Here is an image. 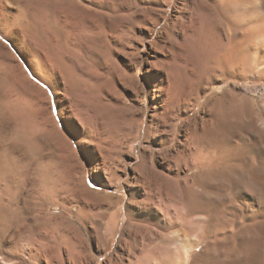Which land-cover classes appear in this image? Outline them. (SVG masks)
<instances>
[{
  "label": "rangeland",
  "instance_id": "obj_1",
  "mask_svg": "<svg viewBox=\"0 0 264 264\" xmlns=\"http://www.w3.org/2000/svg\"><path fill=\"white\" fill-rule=\"evenodd\" d=\"M196 1L0 0V254L264 264V51Z\"/></svg>",
  "mask_w": 264,
  "mask_h": 264
},
{
  "label": "bare ground",
  "instance_id": "obj_2",
  "mask_svg": "<svg viewBox=\"0 0 264 264\" xmlns=\"http://www.w3.org/2000/svg\"><path fill=\"white\" fill-rule=\"evenodd\" d=\"M192 1V0H191ZM196 1V0H195ZM188 2V1H187ZM243 2V0H198L196 1L195 3H198L197 5H199V7H202L204 8L206 11H208V14H210V22L214 25L215 27V31L217 33V35L222 39L223 37L227 38L229 37V34L230 32L233 33L232 35L236 34V35H241L243 38H247V39H251V40H254L256 41V43L260 44V47L259 49H261L262 51H264V22H259V23H254V20L256 19V16H258V14L262 15L264 14V0H261L259 3H257V5L254 7V9L251 8V10L249 12H247L246 10L243 12V9L241 5ZM186 3V2H185ZM256 4V3H255ZM186 6V5H185ZM190 6V5H189ZM190 8V7H189ZM185 9H188L185 8ZM192 13V12H191ZM192 18V17H191ZM229 20V22H231L233 24L232 27H229L227 25V21ZM201 28V27H200ZM233 31V32H232ZM235 36V35H234ZM237 37V36H236ZM220 39V40H221ZM247 52V51H246ZM225 59V58H224ZM216 65V64H215ZM76 101H77V104H75L72 110V116H74L75 118L77 119H81L83 120L84 119V114H83V111L86 109L84 107L83 104H80V100L79 98L77 97H82V95H79V94H76ZM79 95V96H78ZM75 97V96H74ZM83 98V97H82ZM197 99V98H196ZM82 107V108H81ZM71 109V108H70ZM89 111V110H88ZM88 114V113H87ZM80 120V121H81ZM50 122H51V126L55 129V130H58V125L56 124V122L54 121V119L52 117H50ZM2 153H0V159L2 158ZM3 170V169H2ZM83 171V170H82ZM108 171V170H107ZM105 172H106V169H105ZM81 174V173H80ZM85 178V176H83ZM87 178V177H86ZM86 178L83 179L81 181V184L82 186L84 187V189H86L88 192L92 193L94 191H92L89 187V184H87L86 182ZM81 180V179H80ZM107 186V185H105ZM146 187V186H145ZM97 195L101 196L100 195V191H97L95 192ZM103 198H105L106 200L109 199L110 202L109 205L110 206H113L115 203L114 202H117L116 200H114V195H108V196H101ZM117 196H115V199H116ZM86 197L83 199L85 200ZM108 200V201H109ZM113 200V201H112ZM119 201V200H118ZM149 202V199L148 197L144 200V202H139V206L140 203H148ZM87 203V202H86ZM110 203H114V204H110ZM119 203V202H118ZM117 203V204H118ZM133 203V202H132ZM87 204H90V203H87ZM132 205V204H131ZM135 205V204H134ZM133 205V206H134ZM115 206V205H114ZM144 206V205H143ZM118 207V206H117ZM135 207V206H134ZM110 208V207H108ZM129 212V211H128ZM131 216H134V215H137L138 212L136 213H133L131 212ZM111 214V213H110ZM127 214V213H126ZM130 217V216H129ZM129 219V218H128ZM125 217L123 218L122 217V214H121V210L120 208H117V210H115L114 212H112V214L110 215V217L108 218V220L103 224V227L101 229V233H102V243L104 244V249H106V244L105 242L107 241L108 244H109V241L111 240V238L113 237L114 233L117 232L118 230H120L121 228H123V223L125 221ZM131 220V219H130ZM129 220V221H130ZM127 221V220H126ZM134 223V222H133ZM131 225V224H130ZM146 225V224H143V226ZM142 226V227H143ZM133 227V226H132ZM141 227V228H142ZM147 227V226H146ZM145 227V228H146ZM136 228V227H135ZM137 228H140L137 227ZM150 228V227H149ZM20 229V228H19ZM143 229V228H142ZM18 230V229H17ZM16 230V232H17ZM134 230V229H133ZM148 230V229H147ZM128 231H130L128 229ZM135 232L138 233V230H134ZM14 232V234L11 235V239H8V238H5L3 240V244L5 246V248H2V250L4 251H8L7 253L12 256L11 258H8L7 256H5L4 254H0V263L2 264H25V259L24 257L26 256L25 253L23 255V253L18 250L19 248L18 247H13L12 246L14 244H17L15 240V237H17L20 233H16ZM132 232V231H131ZM130 232V234H132ZM150 232V231H149ZM126 233V232H125ZM134 233V232H133ZM136 233V236H138ZM142 233V232H141ZM141 233L139 232V237L141 235ZM146 233V232H144ZM22 234V233H21ZM129 234V233H128ZM129 234V235H130ZM132 236V235H131ZM130 236V237H131ZM143 236V234L141 235ZM148 236L150 237V235L148 234ZM122 237V236H121ZM127 237V236H126ZM125 237V239H126ZM133 237V236H132ZM131 237V238H132ZM138 237V238H139ZM130 238V239H131ZM147 235H146V239H147ZM124 239V240H125ZM144 239V237H143ZM128 240V238H127ZM132 240V239H131ZM135 240V239H134ZM140 240V239H139ZM105 241V242H104ZM133 241V240H132ZM138 241V240H136ZM2 242V241H1ZM126 242V241H125ZM129 242V241H128ZM146 241H144L145 243ZM135 243V242H134ZM133 243V244H134ZM2 244V245H3ZM107 244V245H108ZM130 244V242L128 243ZM127 245V244H124V246ZM132 245V244H131ZM139 245V243L137 244V246ZM123 246V247H124ZM143 246V244H142ZM128 247H130L128 245ZM128 247L126 246V248H124V252H125V249L128 250ZM135 247V245H134ZM141 247V246H140ZM18 248V249H17ZM30 248V247H29ZM142 248V247H141ZM140 248V249H141ZM131 249V248H130ZM129 249V250H130ZM133 249V248H132ZM139 249V248H138ZM139 249V250H140ZM144 249V248H142ZM22 250V249H21ZM28 250V249H27ZM126 250V251H127ZM1 251V250H0ZM31 251V249H30ZM136 251H137V248H136ZM141 251V250H140ZM21 252V253H20ZM37 252V251H36ZM41 252V251H40ZM123 252V251H122ZM122 253L121 254V258H125L126 255L125 253ZM132 252V251H131ZM138 252V251H137ZM133 253V252H132ZM142 253V251H141ZM18 258L14 259V257H16L17 255H19ZM29 254V253H28ZM31 254V253H30ZM29 254V255H30ZM33 254V255H32ZM31 257L33 256H36L34 255L35 253H32ZM37 254V253H36ZM130 254V253H129ZM23 255V256H22ZM132 256L135 255V254H131ZM118 256V255H117ZM131 256V257H132ZM39 257V256H38ZM42 257V256H41ZM26 258V257H25ZM37 258V256H36ZM111 258H114L113 256ZM119 258V256H118ZM120 258V259H121ZM133 258V257H132ZM128 259V258H127ZM130 259V258H129ZM112 260V259H111ZM110 260V261H111ZM125 260V259H124ZM122 261V259L120 260ZM119 261V262H120ZM128 261V260H127ZM114 262V261H113ZM123 262V261H122ZM111 263V262H110ZM118 263V262H117ZM121 263V262H120ZM119 263V264H120ZM129 264H137L136 262L132 261V260H129L128 262ZM114 264V263H113ZM116 264V262H115Z\"/></svg>",
  "mask_w": 264,
  "mask_h": 264
}]
</instances>
